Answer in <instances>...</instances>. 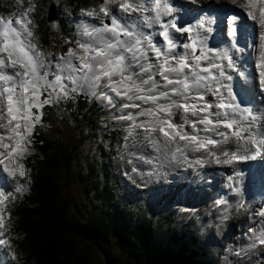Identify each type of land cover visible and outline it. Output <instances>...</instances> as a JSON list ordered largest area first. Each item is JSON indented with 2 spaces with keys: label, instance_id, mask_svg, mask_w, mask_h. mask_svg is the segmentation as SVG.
<instances>
[{
  "label": "snow or ice",
  "instance_id": "snow-or-ice-1",
  "mask_svg": "<svg viewBox=\"0 0 264 264\" xmlns=\"http://www.w3.org/2000/svg\"><path fill=\"white\" fill-rule=\"evenodd\" d=\"M109 4L117 5L116 12L125 15L114 14ZM239 7L241 12L247 10L246 16L254 24H259L260 51L254 59V71L258 70V86H264V0H246ZM34 10L33 6L28 12ZM151 10L143 0H105L98 9L86 12L89 17L100 18L101 26L85 28L83 36L87 39L77 42L75 48H69L58 59H50L51 54L46 56L33 42L31 19H25L22 14L15 21H0L3 172L8 176L27 175L18 161L26 155L33 130L42 120L40 110L75 93L107 101L113 108L117 104L110 93L121 100L151 103L154 107L142 108L137 103L119 105L121 112L128 108L141 109L135 114L115 117L131 122L125 140L133 147L148 146L173 158L179 153L189 167L207 163L234 165L264 155V125L257 123L264 121V114L257 116L251 108L241 107L232 86L225 83L233 79L228 72L235 67L233 58L226 51L214 52L192 27L178 26L174 20L162 24L154 21L161 28L158 33L161 41L157 43L151 32L145 34L139 25L126 18L137 13V18L150 27L148 21L153 18L144 13ZM165 11L171 13L172 9L166 6ZM104 18L110 23L104 22ZM236 19L238 15L234 14L233 20ZM170 30L193 35L188 37L190 42H182ZM232 31L237 32L238 26ZM219 60L227 63L220 64ZM209 96L213 99H208ZM162 100L166 102L159 103ZM173 109L180 110L179 123L173 120L176 114ZM229 144L231 148L224 147ZM195 152L204 155L190 160L187 154ZM22 190V186H17V192ZM236 191L239 194V189ZM9 198L10 193L0 191V230L5 228L2 206ZM217 203L223 205L227 201L220 199ZM253 217L261 218L258 221L261 228L258 234H251L249 249H255L257 244L264 246V210L254 211ZM7 243L0 239V244Z\"/></svg>",
  "mask_w": 264,
  "mask_h": 264
},
{
  "label": "rangeland",
  "instance_id": "rangeland-1",
  "mask_svg": "<svg viewBox=\"0 0 264 264\" xmlns=\"http://www.w3.org/2000/svg\"><path fill=\"white\" fill-rule=\"evenodd\" d=\"M203 1L204 0H200L199 2L203 3ZM242 1L246 2V0H242ZM104 2L105 0H0V6H1L0 21H6L9 19L15 21V19L21 18L22 14L25 16V19H31L32 24L30 25V28L33 31V38H32L33 42L37 45L40 51L45 53L46 56L51 54L49 57L50 59L51 58L58 59L60 55L67 53V50L69 48H72L70 43H67V45L65 46L63 43L61 44V42H58L59 37L61 41L64 42V38L62 36H59L61 29L60 27L61 19L63 18L66 19V22L69 24L73 23L76 24L77 26H82V30L84 32L85 28L89 29L92 24L89 23L88 20L90 17L87 16L86 12L88 10L98 9L102 4H104ZM143 2L145 6L152 9L151 11L144 14L145 16H150L153 18V20L148 21V25H150V27L156 24L154 21L165 18L167 15L170 14L165 11V7L166 6L169 7L170 5L168 3V0H160L159 2L158 0H150V1L143 0ZM195 2L197 1L195 0ZM52 5L55 7V9L51 8ZM33 6L35 10L29 13L28 9L32 8ZM117 7L118 6L112 8L114 14H117L118 16L125 15L123 13L116 12ZM8 9L12 10L13 14H4V12H6ZM51 9L54 10V13H52ZM55 11L57 18L55 16ZM47 17L49 18V20H47ZM126 18L129 19L131 22H134L137 25H139L141 31L150 28L149 26L145 25L143 19L133 18V16ZM96 19H98V17H92V20H96ZM51 20H55V21L50 22ZM245 27H248V24H245ZM86 39L87 37H84L83 34L78 35L76 39V43L83 42ZM245 62L246 61H243V64H245ZM235 66L236 68L239 67L240 69V72L237 73L239 75L237 76V74L234 73V71L231 72L233 79L229 81L228 84H230L231 86L237 85L240 89L242 88L244 89V84L251 82V80H249L248 78H250V76L253 73H255L254 71L255 65L254 63H252V65L250 66L251 67L250 71L247 72L245 70L246 72L245 74L243 72L244 70L241 68L242 65L238 66L237 64H235ZM236 68L235 71L237 70ZM228 72L230 74V71ZM240 75L241 76L246 75V77L242 79ZM49 78L51 79V77ZM254 78L255 81L257 79V83H256L257 85L250 87L249 92L251 93H254V91L262 92L264 90L263 86L258 87V73L257 76H254ZM77 94L85 95L84 93H77ZM110 94L113 95L116 101L117 104L116 108L109 106L107 101L97 99L95 97H92L91 95L88 96L91 102L95 101L97 105H99L101 108L100 112L102 113L99 115L100 117L98 118L101 117L109 118L106 123H103L98 127L99 129L98 132L90 131L88 130V128H86L84 131L77 130L76 128L78 124H76L73 121L76 124V126L71 129L74 130L75 133L79 131L80 135L76 136L74 134L73 135L74 137L70 139L69 143H73V150H72L73 153L71 154L72 159L70 160V163L68 164L67 168L61 170L58 174L59 176L58 186L60 187L61 190L59 202L64 204L63 206L66 210V218L67 219L69 218L68 212L69 214H72L73 212H77L79 209H81L82 202L85 201L84 188L87 187L86 184H89L88 179L90 178V176L88 175L90 172L86 166L92 164V165H96L99 168L100 163H102L107 168L108 178L113 183L112 186L113 193L111 195V200L108 201L109 207L105 211H107L112 216H115V214L131 215L130 211L131 210L133 211L134 209H130V208L123 209L125 207L124 206L125 199H127L128 197V199L131 202L127 201V203H129L130 205L139 204V203H149L153 207L154 213L152 212V208H148L149 206H144V205L141 206L142 208L147 209L148 211L147 215L152 219L151 221L165 219L166 217H161L156 213L159 214L165 213L169 211L168 207L159 205L154 198L148 196L147 194L145 195L144 192L147 191V187H151L156 184L161 185L162 183H165V180L169 179V177L177 176L179 178L181 174L179 175V173L176 172L175 170L180 169L181 166H183V164L185 163V161L183 160V158L180 156L179 153H177L175 158H173L172 155L170 154L158 153L153 148L148 146L137 145L136 147H133L128 140H125V136L127 135V126L131 122L119 121L115 119V117L120 116L122 114H127L129 112L135 114L141 109L128 108V109H124L123 112H121L119 110V105H120L119 103L127 99L121 100L120 98H116L114 93H110ZM174 98L179 100V97H174ZM127 103L141 104L142 108L154 107V105H152L151 103L144 104L142 101H127ZM190 118H194V117H190ZM139 119L143 120V119H147V117H140ZM107 126H110L112 128L122 129V132H124V134H123V141L121 142L120 145L119 144L117 145L116 143H114V141L111 142L110 140L103 137L105 133H107V131H104ZM61 132L63 131L61 130ZM68 138L69 136H67L65 139ZM115 140H117L116 135H115ZM180 143L183 144V142ZM29 145L30 143L27 146L28 150L26 155L21 160L18 161L19 163H22L24 165L27 175L25 177H20L18 175L14 176L15 182L14 183L12 182L11 186H10V182L12 181L13 176L7 175V182L9 180L10 182H8V186L6 190L13 191V193L10 192V195L13 194L15 198H17L18 195L20 196L23 194L26 195L27 192H30V188H28L31 180L30 174L34 173V171H32L31 168L26 164H30L29 161H31L32 158H28L26 160L24 159L30 157V154L35 155L36 151H31L32 149L29 148ZM80 145H83L84 147L83 150H80ZM189 154L191 155V153ZM148 161H151V163H149ZM85 168H87V170ZM248 172L245 173L246 175L244 174L245 176L242 178L243 179L242 181L247 186L248 191L251 192V195H254L253 192L255 189L256 192H259V190L261 191L260 189L261 185L254 184L255 182H260V181L255 180L256 178H258L255 172L249 174ZM3 175L6 174L3 173ZM80 176H82L81 179ZM0 180H2V178H0ZM181 180L187 181L186 177L179 178L178 180L179 183ZM17 186H22L23 190L17 192L16 191ZM124 186H126V188ZM150 193L151 192H149V194ZM94 197L95 196H87L86 198L88 199L89 203L92 206H96L95 203L100 202V201H96L95 200L96 198ZM189 198H191V196H189ZM191 199L193 200V198ZM16 200L18 199L12 198L9 201H6L5 205L2 206V214L4 215V219H5V228L2 229L3 234L0 235V239L7 240L8 243L0 244V251H2V249H5L8 255L6 256L5 261L0 259V264H19L17 257L15 256V250L19 249V247H16V245H14L15 244L14 218L12 219L10 217L8 219V214L12 215L14 207L19 205L18 202H15ZM192 202H195L196 207L197 205H201L202 209L207 210L211 206L213 207L211 210H216L214 203L202 204L201 202L199 203L196 202L195 200ZM232 202H234L233 198H232ZM221 206H222L221 208L218 207V209L216 210L217 212H220V210L225 207L224 205ZM170 207L174 209L172 213L174 215L169 218L172 220L170 221L171 223H169L170 226L175 228L174 229L175 231L176 229H178L179 231H187L188 233L193 235V237L196 239L194 248L197 250V252H199L201 249L202 256H199V259L201 260L199 261L201 263L225 264L226 262L227 264L236 261L237 263H241V264H257L258 261L264 262V246H261L259 244H257V247L255 249H249V248L239 249V245L242 244L231 245L229 248L226 249V251L222 249V257L225 256L226 260H224L223 258H222L223 260H221V258L219 257L218 249L221 243H225V242H221V239L223 238L222 234L224 231L228 230L229 225L232 230L235 229L234 227L236 225L231 224V221L230 224L226 223L224 219H220V222L216 223L215 226L209 224L208 218H210V214H213L211 210L209 213L208 212L200 213L201 212L200 208L188 207V206H184V208H181L180 203H178L177 206H170ZM233 208L231 209V211L233 210ZM231 211L227 213L225 218L229 219L228 215L231 213ZM38 213L39 210L37 209V213L35 214V216H33L34 223L36 220H39ZM11 230L14 233L13 240L11 239L12 236L9 235ZM232 230H231V234L237 240L236 242L245 241L251 235V234H246L245 236L241 237L240 235L238 236L239 232L236 233V235H234ZM246 243L249 244V241H247ZM83 249L85 252H88L86 253L85 256H89L85 258L84 264H86L87 262H89V264H110L105 259L102 251L97 252V255H91V253H94L95 251L94 248L91 249L89 247H86ZM242 250L243 252L241 255L239 256L236 255L237 252H241Z\"/></svg>",
  "mask_w": 264,
  "mask_h": 264
},
{
  "label": "trees",
  "instance_id": "trees-1",
  "mask_svg": "<svg viewBox=\"0 0 264 264\" xmlns=\"http://www.w3.org/2000/svg\"><path fill=\"white\" fill-rule=\"evenodd\" d=\"M67 34L70 35V30ZM95 107V103L89 105L87 97L75 93L40 110L42 120L31 137L36 154L26 164L34 171L30 174V193L12 215L21 264H84L89 257L85 256L88 252L83 248L86 247L95 249L91 255L102 251L110 264H204L199 259L201 249L197 252L194 248L193 235L178 229L176 232L169 218L151 221L146 208L135 206L130 208L134 209L131 215L112 216L105 211L113 183L102 163L99 168L92 164L86 166L90 178L84 188L85 201L81 209L72 214L68 212L69 218H66L64 204L59 202L58 174L72 159L70 139L74 134L80 135L71 128L78 124L77 130L88 128L98 132L102 118H98L99 109ZM115 133L122 134L120 130L109 129L107 138L112 139ZM83 149L80 145V150ZM87 196H95L100 202L92 206ZM37 209L39 220L34 223Z\"/></svg>",
  "mask_w": 264,
  "mask_h": 264
},
{
  "label": "bare ground",
  "instance_id": "bare-ground-1",
  "mask_svg": "<svg viewBox=\"0 0 264 264\" xmlns=\"http://www.w3.org/2000/svg\"><path fill=\"white\" fill-rule=\"evenodd\" d=\"M147 1H150V0H147ZM187 1L188 2L191 1V2L195 3V0H185V2H187ZM196 1H197L196 2L197 5L201 4V2H199L200 0H196ZM204 1H206V0H204ZM246 64L247 63L245 62V64H242V67H241L244 71L246 70L245 69ZM250 69H251V67H250ZM228 71H230V74L233 71H234V73L237 74L239 70L237 69L235 71V68H234V69H229ZM245 73L246 72H244V74ZM241 77L243 79L246 77V75L241 76ZM248 79L251 80V82L244 84V89L243 88L240 89L236 85L242 93L246 94L245 97H249L251 95L253 97L250 99L249 102H246V106H249L251 103L257 104L258 99H259V92L258 91H254V93L249 92L250 87L257 85L256 84L257 79L255 81V78L252 75ZM263 88H264V86H263ZM261 94L263 95V99H264V93L261 92ZM234 95H236V94H234ZM237 103L245 104V101L244 100L241 101L240 99H238ZM254 113L257 116H260L258 114L259 113L258 106L254 110ZM257 123H258V126L264 125V121H258ZM157 134H159V133H157ZM226 147L231 148L232 146H230V144H229V145H226ZM217 151H219V149H217ZM187 155H188V158L190 160H194L195 158H198V157L204 155V153L203 152H195V153H191V155L188 153ZM263 158H264V155L259 156L253 160H245V161L237 162L234 165H217L215 163H207L205 165L193 164L191 167H189L188 164L185 162L183 164V166H181L180 169H176L175 171L178 172L179 175L181 174V176L179 178L186 177L187 180H190V184L194 185V187H192L193 193L190 192V188H191L190 186L186 192L189 194V196H191V198L195 199L196 202H199V203L201 202L202 204H205V203H212V204L214 203L215 204V202H216V204H217L218 199L221 198V196H219V195L225 189L224 180L222 178L225 177V173L226 174L229 173L225 169H227V168L234 169L235 168V170H236V167H238V166L250 165V169L252 168V170H254L255 174L258 176V179L263 180L264 179V160L261 162V159H263ZM2 166H3V164H0V172H1L0 178H2V180H0V184H1V186L4 185V187H3L4 189H7L8 182H10V180L7 182V173L3 172ZM247 172L248 171H245L242 174V176H240L241 180H243L242 178L246 175L245 173H247ZM3 173H5L6 175H3ZM179 178L177 176L169 177V179L171 181H169L168 185H165L164 183H162V185H158L159 191H157V193L160 195L161 200L164 203H166L168 200H170L169 195L165 192L166 187H168L169 185H170V187L176 186L177 185L176 183H179V181H178ZM9 179H11V178H9ZM11 185H12V181L10 182V186ZM194 189L197 191H195ZM260 189H261V191L259 190V192H256V189H255L253 192L254 195H251V198L248 199V194H251V192H249L247 186L245 184H243V193H242V196L240 198L239 204H238V198L232 197L233 201L237 205L242 204L243 205L242 208H244L242 210L239 209V210L235 211L236 210V207H235V208H233L231 213L228 215V218L231 221V224L236 225L234 227L235 229L232 230L234 235H236V233L239 232L238 236L240 235L242 237V236H245L246 234H252L253 231L259 230L261 228V225L258 223V221L261 218L260 217H253L254 211L264 210V192H263L264 186H261ZM154 191H156V188L154 189ZM8 192L13 193V191H8ZM149 192H146V194L148 195ZM191 194H193V195H191ZM194 194H198V195H194ZM217 196H219L218 199H216ZM232 198H230V200H229L230 203L232 202ZM221 205L219 206L220 208L222 207ZM206 207H207V205H206Z\"/></svg>",
  "mask_w": 264,
  "mask_h": 264
},
{
  "label": "water",
  "instance_id": "water-1",
  "mask_svg": "<svg viewBox=\"0 0 264 264\" xmlns=\"http://www.w3.org/2000/svg\"><path fill=\"white\" fill-rule=\"evenodd\" d=\"M52 9H53V8H52ZM52 9H51V11H52V13H54V10H52Z\"/></svg>",
  "mask_w": 264,
  "mask_h": 264
}]
</instances>
